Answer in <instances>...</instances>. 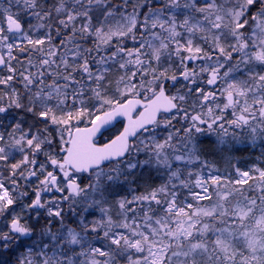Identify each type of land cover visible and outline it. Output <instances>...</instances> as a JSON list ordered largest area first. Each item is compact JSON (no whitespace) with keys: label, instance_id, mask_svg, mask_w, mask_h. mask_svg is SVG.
Wrapping results in <instances>:
<instances>
[{"label":"snow or ice","instance_id":"snow-or-ice-1","mask_svg":"<svg viewBox=\"0 0 264 264\" xmlns=\"http://www.w3.org/2000/svg\"><path fill=\"white\" fill-rule=\"evenodd\" d=\"M0 264H264V0H0Z\"/></svg>","mask_w":264,"mask_h":264},{"label":"rangeland","instance_id":"rangeland-1","mask_svg":"<svg viewBox=\"0 0 264 264\" xmlns=\"http://www.w3.org/2000/svg\"><path fill=\"white\" fill-rule=\"evenodd\" d=\"M241 155H242V158H243V160L245 162H247V163H256L257 161H256L255 157L259 155V152H255V153H247V152H245L243 154H236V157L233 159L232 162L235 163L236 159L240 158ZM223 161H224V165L222 166V168H220L221 171H223L225 168L228 167L226 161L225 160H223ZM205 203H207V202H205Z\"/></svg>","mask_w":264,"mask_h":264},{"label":"trees","instance_id":"trees-1","mask_svg":"<svg viewBox=\"0 0 264 264\" xmlns=\"http://www.w3.org/2000/svg\"><path fill=\"white\" fill-rule=\"evenodd\" d=\"M205 147H207L209 150H211L212 148V144L210 141H206L205 142ZM209 159H214L216 161V164L219 168H222V166L224 165V161L222 159H218V158H215V157H209ZM156 183H159V181H155Z\"/></svg>","mask_w":264,"mask_h":264},{"label":"flooded vegetation","instance_id":"flooded-vegetation-1","mask_svg":"<svg viewBox=\"0 0 264 264\" xmlns=\"http://www.w3.org/2000/svg\"><path fill=\"white\" fill-rule=\"evenodd\" d=\"M177 127H179V125H177ZM120 128V125L119 124H117V126H116V129H119ZM116 129H113V132H115L116 131ZM109 134L108 133H105V136L107 137Z\"/></svg>","mask_w":264,"mask_h":264}]
</instances>
